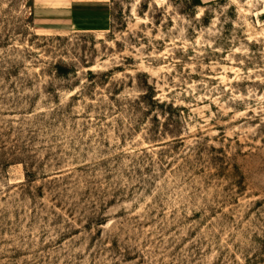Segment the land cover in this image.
<instances>
[{
    "label": "rangeland",
    "instance_id": "obj_1",
    "mask_svg": "<svg viewBox=\"0 0 264 264\" xmlns=\"http://www.w3.org/2000/svg\"><path fill=\"white\" fill-rule=\"evenodd\" d=\"M110 1L0 0V264H264V0Z\"/></svg>",
    "mask_w": 264,
    "mask_h": 264
},
{
    "label": "crops",
    "instance_id": "obj_2",
    "mask_svg": "<svg viewBox=\"0 0 264 264\" xmlns=\"http://www.w3.org/2000/svg\"><path fill=\"white\" fill-rule=\"evenodd\" d=\"M35 27L41 32H96L109 29L110 0H31Z\"/></svg>",
    "mask_w": 264,
    "mask_h": 264
}]
</instances>
